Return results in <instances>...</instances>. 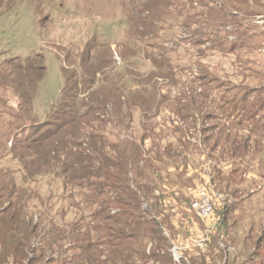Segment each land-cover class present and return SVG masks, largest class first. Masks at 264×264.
I'll list each match as a JSON object with an SVG mask.
<instances>
[{
	"label": "trees",
	"instance_id": "obj_1",
	"mask_svg": "<svg viewBox=\"0 0 264 264\" xmlns=\"http://www.w3.org/2000/svg\"><path fill=\"white\" fill-rule=\"evenodd\" d=\"M234 2L231 7L238 15L241 8L237 0ZM248 2L250 7L243 15L247 18L243 20L229 12L228 7L225 6L224 14L225 7L217 6V40L213 44L223 54L246 51L263 58L264 27L256 19H264V0ZM229 26L232 30L227 31ZM226 31L230 34L220 36ZM194 36L197 38L199 33ZM231 37L234 39L230 41ZM206 42L212 43L206 39L201 44ZM15 58H2L0 66L21 74L18 94L34 124L27 132L18 127L9 134L0 125V264H264V227L257 235L252 224L251 234L243 243L237 234L226 242V235L235 228V223L227 224V216L232 212L228 202L220 218V226L227 234L222 230L211 232L205 254L198 257L186 253L180 262L175 261L174 243L166 233L175 229L163 215L162 193L155 194L160 189L156 179L139 171L141 149L133 147L129 151L135 144L127 141L124 151L128 152L123 154L121 139L112 143L106 130L112 120L108 112L113 107L101 100L102 94H118L126 89L128 97L135 96L138 91L133 82L125 81L124 89H119L123 87L121 74L103 72L96 85L89 80L80 83L77 75L68 77L63 70L65 85L61 98L41 121L34 101L38 85L46 76L45 57L37 54ZM238 65V75L243 78L239 83L217 77V87L207 88L213 80L209 82L203 74L190 80L188 90L195 92L190 94L195 99L217 105L219 117L228 124L205 137V145L213 142L210 149L220 153L223 163L239 162L247 170L261 153L257 161L262 170L264 149L259 143L264 144V74L255 67L260 65L257 60L241 58ZM214 89L217 97L213 100L209 91ZM188 90L172 98L179 101L174 109L178 115L185 113V121L191 118L190 110H194L190 100H184ZM132 106L140 105L133 102ZM11 117L22 120L21 116ZM212 130L215 128L202 132ZM12 138L14 144L9 148ZM166 150L171 157L172 149L167 144L164 154ZM9 163L13 167H7L11 166ZM236 170L227 175L218 171L216 178L229 184ZM260 177L264 179V175ZM41 183L48 185L50 194L41 191ZM49 200L63 205L54 210ZM258 214L264 216V209L254 217Z\"/></svg>",
	"mask_w": 264,
	"mask_h": 264
},
{
	"label": "rangeland",
	"instance_id": "obj_2",
	"mask_svg": "<svg viewBox=\"0 0 264 264\" xmlns=\"http://www.w3.org/2000/svg\"><path fill=\"white\" fill-rule=\"evenodd\" d=\"M234 1L0 0V62L2 58L26 59L37 54L45 57L47 72L38 85L34 101L39 120L44 121L59 102L65 75L75 74L80 83L89 80L96 85L103 72L121 74L123 87L119 86V89H124L125 81L133 82L138 91L134 97H128L126 89L118 94H102L101 100L108 101L113 107L108 112L112 120L106 130H109L108 138L112 143L121 139L123 154L128 152L124 151L128 142L135 144L129 151L133 147L141 149L139 171L156 179L160 189L155 194L162 193L163 215L175 229L166 233L172 237L176 262H180L186 253L200 257L207 252L212 233L222 230L220 218L227 202L228 209L232 207L227 224L235 223V228L226 235V242L231 235L237 234L239 242L243 243L251 234L252 224L257 235L264 227V216L254 217L264 209V179L260 177L264 175V168L260 170L257 161L262 154L253 158L256 161L248 170L245 169L247 166H239V162L236 165L223 163L220 153L210 149L213 142L207 146L204 141L205 137L216 134L217 129L228 124L219 117L217 105L212 106L199 97L195 99L190 95L195 92L188 90L190 80L203 74L209 82L213 80L207 88L217 87V77L239 83L243 79L238 75L241 58L259 61L260 65L255 67L264 74V57L246 51L223 54L217 44H213L217 40L218 5L228 7L236 18H247L243 15L250 7L248 0H237L241 8L238 15L231 7L236 3ZM224 11L227 14V9ZM256 20L264 27L262 17ZM226 30L230 31L232 27ZM227 31L220 36L227 35ZM198 33L196 38L194 35ZM206 39H211L212 43L201 44ZM10 71L0 66V125L6 134L18 127L27 132L34 123L18 94L21 74ZM186 90L188 96L183 98L186 102L190 100L189 105L194 110H190L191 118L185 121L182 118L185 113L178 115L174 109L179 101L172 98L184 95ZM209 95L214 100L217 89L210 90ZM133 102L140 106L133 107ZM143 103L146 105H141ZM195 109L198 111L193 112ZM11 115L21 116L22 120H13ZM214 128L210 133L202 132ZM13 141L12 138L9 148ZM166 144L172 149L171 157L167 156V150L164 154ZM259 145L264 149L263 143ZM133 159L136 162L137 159ZM9 165L7 167H13L11 163ZM234 170L229 184L217 180L218 171L227 175ZM47 186L41 183V191L50 194ZM198 187L206 188L213 197L218 222L210 230L191 208V193ZM235 190L237 193L233 196ZM50 202L54 210L63 205L58 200ZM222 231L227 234L225 229ZM240 248L245 252L243 244Z\"/></svg>",
	"mask_w": 264,
	"mask_h": 264
},
{
	"label": "built area",
	"instance_id": "obj_3",
	"mask_svg": "<svg viewBox=\"0 0 264 264\" xmlns=\"http://www.w3.org/2000/svg\"><path fill=\"white\" fill-rule=\"evenodd\" d=\"M191 208L206 223L209 230L215 227L218 220L213 197L209 190L204 187L196 188L191 193Z\"/></svg>",
	"mask_w": 264,
	"mask_h": 264
}]
</instances>
